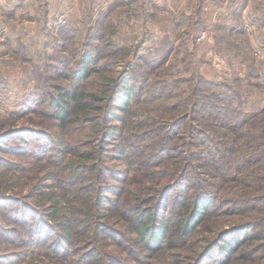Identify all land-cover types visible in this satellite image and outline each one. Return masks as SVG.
Segmentation results:
<instances>
[{
    "label": "rangeland",
    "instance_id": "1",
    "mask_svg": "<svg viewBox=\"0 0 264 264\" xmlns=\"http://www.w3.org/2000/svg\"><path fill=\"white\" fill-rule=\"evenodd\" d=\"M212 2L0 0V133L24 129L0 140V226L18 229L16 243L0 232V264H194L245 226L258 238L228 260L218 244L199 264H264V40L218 31L233 10L214 19ZM90 45L102 69L86 84L93 115L111 77L134 91L111 135L103 119L62 124L51 102L78 83ZM192 184V199L216 197L193 231L158 251L139 240L136 207L180 203Z\"/></svg>",
    "mask_w": 264,
    "mask_h": 264
},
{
    "label": "trees",
    "instance_id": "2",
    "mask_svg": "<svg viewBox=\"0 0 264 264\" xmlns=\"http://www.w3.org/2000/svg\"><path fill=\"white\" fill-rule=\"evenodd\" d=\"M203 18L206 19V17L204 16ZM217 30L220 32H225V34L228 33L230 34V36L231 34L236 33L245 34L247 31L244 25L242 27L230 26L227 22H221L217 24ZM218 36L216 37L219 39V41L222 40V38H225V35L222 33H220V35ZM247 38L249 37L247 36ZM94 50L95 49H91L90 45L89 51H84L81 53L80 66L71 70L72 77L76 78L78 83L72 84L70 90H64L63 87H59L57 93L55 95H52L51 102L58 108V116L61 118L62 124L70 123V121L73 122L76 120L81 125L90 123L95 124L99 123L100 120L102 121L103 119L104 123H106V131L111 135L114 134V129H117V123H114L115 121L118 122V120L120 119L122 120V122H125L123 120H125L127 110H129L132 102L135 99L133 96L134 91L130 82H128L127 80H122V82L120 83L118 79H114L111 77L110 81L113 83L111 87L102 85L98 88L100 93H106L108 95L107 102L104 103V105L98 107L100 108L98 115H93L92 112L96 108L94 104L96 101V95L95 93L90 94L86 91V84L89 83L91 74H100L102 71L101 67L98 65V57L94 55ZM106 87L107 89H105ZM229 97L230 96H227L224 99H226L227 105L231 106L230 104H232V101L229 100ZM91 99H94V103L91 102ZM107 105H109V108H111V110H107ZM118 111H121L123 113L122 117L117 113ZM16 130L17 131L8 130L4 133H0V140L2 138L14 136L15 134H21L24 131L23 128ZM1 164L3 165V163ZM191 172L192 171L189 170L184 179H196V177L192 176ZM194 184L190 185L189 196L187 195L186 198L180 199V203L177 202V199L175 197L174 199H167L168 201L164 200L167 202L166 205L163 204V199H157L155 200V203L151 205V201L153 200L152 199L150 200V205H147L145 208L137 206L135 209L137 213V215L134 217L135 222L132 223L134 226V232L137 234V238L145 244L148 243V246H150V244H154L156 246L155 250L158 251L160 248H164L167 245L168 248H171L173 246L172 239L168 236V234L170 233L177 232L179 236L187 237L193 231L196 223L199 222V220L208 213L211 202L210 200H215L216 198L214 197L207 200V198L201 197V195L199 194L196 195V192V196H194V198L192 199L193 193H191V188H193ZM2 187L3 185L0 186V200L3 198H8L5 192L6 190H3ZM9 188L10 187H8V189ZM107 191H109V189ZM98 199L99 201H96L99 206H103L105 200L102 197H99ZM190 202L192 208L191 206H189ZM132 208L133 206L125 210H120L122 211L121 214L122 216H124V219H128L127 215L130 209L133 210ZM10 216L12 217L13 215ZM24 219V215L19 217L20 221H23ZM14 221H18V219L15 218ZM71 221L72 218L68 220L67 225H69ZM2 229L3 228L0 226V232L3 233L4 237L9 241L15 242L12 238V235L16 234L18 229ZM243 229H246V226L235 227L224 232V237L222 239H219V241L222 240V242H215L213 246L209 247L206 251H203L194 264H199V261L201 262L208 255V253L211 252V248L217 246L218 244H220V251L222 252V256L227 257L226 260L234 258L235 254L245 242L251 240V238L254 237L258 238V234L256 232H252V234L250 235V233H248L250 232V230L246 233H241L240 231ZM18 236L22 237L23 235L20 232ZM21 241L24 243L23 240ZM57 243L58 240H56V244ZM9 256L17 257V254L15 253ZM3 258L6 257L3 256ZM86 258H89V254H86Z\"/></svg>",
    "mask_w": 264,
    "mask_h": 264
},
{
    "label": "crops",
    "instance_id": "3",
    "mask_svg": "<svg viewBox=\"0 0 264 264\" xmlns=\"http://www.w3.org/2000/svg\"><path fill=\"white\" fill-rule=\"evenodd\" d=\"M253 2L254 0H213V6L211 7L213 8L212 16H214V19L221 18V13L224 12L225 9L226 11L232 9V14H227V20H222L217 24L227 22L230 26H235L237 24L244 25L253 39L255 34H257V36L261 34L263 37L262 40H264V13H262L260 8L256 6L257 4ZM262 4H264V2ZM209 7V4L205 5V8L209 9ZM211 19L210 16L209 19L206 17V22L211 23ZM207 27L210 28V26Z\"/></svg>",
    "mask_w": 264,
    "mask_h": 264
},
{
    "label": "built area",
    "instance_id": "4",
    "mask_svg": "<svg viewBox=\"0 0 264 264\" xmlns=\"http://www.w3.org/2000/svg\"><path fill=\"white\" fill-rule=\"evenodd\" d=\"M206 35H207V31H206V29H204V30L201 32V34L199 35V39L201 40V39L205 38Z\"/></svg>",
    "mask_w": 264,
    "mask_h": 264
}]
</instances>
